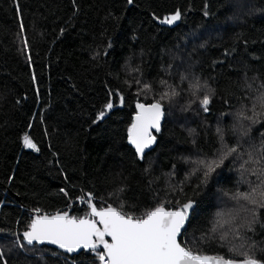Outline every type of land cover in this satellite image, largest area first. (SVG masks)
Instances as JSON below:
<instances>
[{"label": "trees", "instance_id": "obj_1", "mask_svg": "<svg viewBox=\"0 0 264 264\" xmlns=\"http://www.w3.org/2000/svg\"><path fill=\"white\" fill-rule=\"evenodd\" d=\"M177 10L181 19L161 23ZM164 93L160 131L141 159L131 118ZM262 95L264 0H0L3 260L100 264L93 251L22 243L35 209L84 217L91 194L98 209L134 215L191 200L182 246L236 260L253 246L264 261V207L251 202L264 190L253 175L264 166L254 162L264 152Z\"/></svg>", "mask_w": 264, "mask_h": 264}, {"label": "snow or ice", "instance_id": "obj_2", "mask_svg": "<svg viewBox=\"0 0 264 264\" xmlns=\"http://www.w3.org/2000/svg\"><path fill=\"white\" fill-rule=\"evenodd\" d=\"M128 3L131 4L132 0H128ZM179 19H181V12L177 10L171 16L165 17L161 23L172 24ZM20 29L23 33L22 20ZM25 47H27V40H25ZM227 54L226 52L225 55ZM33 79L35 80V76ZM144 87L148 89L150 86ZM195 87H199L198 81ZM175 95L178 93L173 90L171 96ZM166 97H169V93H164L153 103L138 102L136 105L138 111L128 128V140L135 146L136 153L141 159L144 158L145 150L156 142V136L150 130L160 131L161 119L164 116L161 101ZM120 99L123 102V97ZM199 103L207 112V106L210 103L209 95L205 94ZM106 107L111 109L113 104L109 102ZM261 107L264 108V95L261 96ZM103 116L104 113L101 112L98 119ZM217 132L221 130L217 129ZM24 143L29 148H36L27 134L24 136ZM236 151L237 147L228 150L229 153ZM251 155L249 153L250 159ZM261 161H264V152L261 153L259 160L254 162L259 164ZM222 162L223 157L220 160V163ZM214 166L218 167L219 164L214 161L206 166L205 179L214 171ZM253 175H257L260 184L264 185V166H261L259 173L253 171ZM256 191L257 189L253 188L250 193L241 195L247 200ZM61 192L68 194L64 189H61ZM259 195V201L252 199L251 202L259 203L261 207H264V190H261ZM92 199L93 197L89 194L87 203L91 212L84 217L71 216L67 212L60 211L54 214H41L40 209H35L36 215L30 220L27 230L22 233L24 242L28 245L34 242L39 244L47 242L57 245L68 253L81 249L91 250L96 253L100 264H264V261L256 259L251 252L253 246H250L249 251L242 253L244 256L242 260L201 255L187 246H182L178 236L188 218V210L193 207L191 200L183 204L179 210H169L163 204H159L141 215H134L118 210L110 204L98 209L96 204L92 203ZM17 244L21 248L24 246L20 243L19 237H17ZM101 248L102 250L98 251ZM0 260L3 264H8L6 260H3L2 252H0Z\"/></svg>", "mask_w": 264, "mask_h": 264}, {"label": "water", "instance_id": "obj_3", "mask_svg": "<svg viewBox=\"0 0 264 264\" xmlns=\"http://www.w3.org/2000/svg\"><path fill=\"white\" fill-rule=\"evenodd\" d=\"M137 111H138V109L136 108L135 114H134V115L132 116V118H131L130 126H131V124H132V122H133V119H134V117H135ZM161 124H162V119H161ZM130 126H129V127H130ZM160 127H161V126H160ZM150 131L152 132V134L156 132L155 129H151ZM127 138H128V133H127ZM128 142H129V140H128ZM129 145L133 148V150H134L136 156L139 157V156L137 155V153H136L135 146L132 145L130 142H129ZM153 145H154V144H153ZM153 145H152L150 148L146 149V150H145V153L148 152V151H150V150L153 148ZM193 208H194V205H193V207H192L191 209L188 210V217H189V214L191 213V211L193 210ZM179 209H180V208L169 209V210H173V211H175V210H179ZM90 212H91V209H90V207H89V205H88V214H90ZM67 213H68V212H67ZM34 216H35V215H32L31 219H32ZM90 218H91V217H90ZM187 219H188V218H187ZM186 221H187V220H186ZM186 221H185V224H186ZM185 224H184V227H185ZM184 227L181 229L180 235L178 236V240H179V238H180V236H181V234H182V231L184 230ZM106 239H109V240H110V238H108V237H106ZM22 243H23L24 245H26V246H33V245L38 246V247L45 246V247H47V248L53 249V250L58 251V252H60V253H62V254H65V255H67V256H75V255H77L78 253H80V252H82V251H91V250H83V249H81V250H79V251H77V252L68 253V252H66V251L63 250V249H60L57 245L49 244V243H47V242H45V243H43V244H39V243L34 242L32 245H28L26 242H24V240H23V236H22ZM100 250H102V248H101V249H98V251H100Z\"/></svg>", "mask_w": 264, "mask_h": 264}]
</instances>
